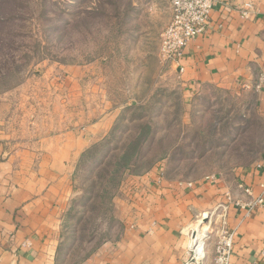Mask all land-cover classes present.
Masks as SVG:
<instances>
[{
  "label": "crops",
  "instance_id": "1",
  "mask_svg": "<svg viewBox=\"0 0 264 264\" xmlns=\"http://www.w3.org/2000/svg\"><path fill=\"white\" fill-rule=\"evenodd\" d=\"M250 2L254 10L243 18L241 8ZM170 66L164 87L174 85L185 111L211 91L240 92L264 119V83L259 91L253 89L259 77L264 79V0H219L206 31ZM68 81L70 113L76 111V77ZM29 84L27 80L17 90L23 102L14 109L4 110L7 94L0 97V264H67L77 166L93 145L109 137L118 112L100 110L92 122L87 102L82 119L71 113L65 120L57 116L46 122L39 114L47 97L58 99L59 88L47 82ZM162 171L154 167L126 178L114 201L115 233L77 264H197L189 251L188 229L224 204L226 193L245 200L238 184L257 196L264 154L254 165L229 168L213 180L206 176L184 181ZM226 223L233 232L230 264H264V208L248 212L229 206ZM199 264H212V248Z\"/></svg>",
  "mask_w": 264,
  "mask_h": 264
},
{
  "label": "rangeland",
  "instance_id": "2",
  "mask_svg": "<svg viewBox=\"0 0 264 264\" xmlns=\"http://www.w3.org/2000/svg\"><path fill=\"white\" fill-rule=\"evenodd\" d=\"M15 12V69L0 82L4 110L22 104L17 90L29 80L31 87L47 82L59 88L58 99L47 97L39 114L46 122L71 113L82 119L87 102L92 122L100 110L118 112L109 137L77 166L67 264H77L115 233L114 201L127 177L161 167L169 178L201 179L249 167L264 154V119L247 95L211 91L185 111L174 85L164 87L171 66L159 59L158 45L170 19L168 0H20ZM72 76L76 111L69 113L65 95ZM213 240L205 242V257Z\"/></svg>",
  "mask_w": 264,
  "mask_h": 264
},
{
  "label": "built area",
  "instance_id": "3",
  "mask_svg": "<svg viewBox=\"0 0 264 264\" xmlns=\"http://www.w3.org/2000/svg\"><path fill=\"white\" fill-rule=\"evenodd\" d=\"M219 0H168L170 19L159 36L158 56L163 63L177 64L184 55L186 47L198 36L206 31L210 14ZM254 10L252 2L243 5L241 14L243 18H249ZM264 83L263 77H259L254 91H259ZM215 177H208L213 180ZM259 194L255 196L250 187L242 184L237 185V190L245 200L235 198L232 193L225 194V203L219 205L213 211L208 212L196 222L207 218L208 232L202 246V261L205 258V242L213 237L212 264H230L233 248V232L227 228L226 215L229 206H236L248 212L256 208H264V177L258 185ZM204 217V218H203ZM193 233H187L188 241ZM189 247V242H188ZM189 251L195 256L194 249ZM264 256V253L262 254ZM197 264H199V262Z\"/></svg>",
  "mask_w": 264,
  "mask_h": 264
},
{
  "label": "trees",
  "instance_id": "4",
  "mask_svg": "<svg viewBox=\"0 0 264 264\" xmlns=\"http://www.w3.org/2000/svg\"><path fill=\"white\" fill-rule=\"evenodd\" d=\"M19 3L20 0H0V82L8 81L7 78L13 77L11 72L14 71L13 68L15 69L13 42L16 36L12 29L16 21V4ZM7 8L12 9L9 14H5L4 10Z\"/></svg>",
  "mask_w": 264,
  "mask_h": 264
},
{
  "label": "bare ground",
  "instance_id": "5",
  "mask_svg": "<svg viewBox=\"0 0 264 264\" xmlns=\"http://www.w3.org/2000/svg\"><path fill=\"white\" fill-rule=\"evenodd\" d=\"M204 218V217H203ZM200 225H195L190 228L189 231H192L193 235L191 237V240L189 241V247L194 249L195 256L194 259L196 262L200 261L202 258V246L204 243V238H206L208 229L206 225H201L202 228H199ZM190 233V232H189ZM197 258V260H196Z\"/></svg>",
  "mask_w": 264,
  "mask_h": 264
}]
</instances>
